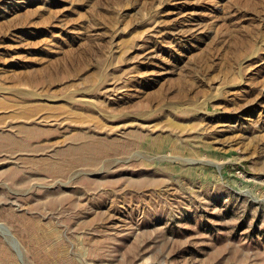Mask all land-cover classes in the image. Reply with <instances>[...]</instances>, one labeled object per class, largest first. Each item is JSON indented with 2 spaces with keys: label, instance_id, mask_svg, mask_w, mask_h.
<instances>
[{
  "label": "rangeland",
  "instance_id": "obj_1",
  "mask_svg": "<svg viewBox=\"0 0 264 264\" xmlns=\"http://www.w3.org/2000/svg\"><path fill=\"white\" fill-rule=\"evenodd\" d=\"M0 88V264H264V0H0Z\"/></svg>",
  "mask_w": 264,
  "mask_h": 264
},
{
  "label": "bare ground",
  "instance_id": "obj_2",
  "mask_svg": "<svg viewBox=\"0 0 264 264\" xmlns=\"http://www.w3.org/2000/svg\"><path fill=\"white\" fill-rule=\"evenodd\" d=\"M57 21V20H56ZM63 26V25H62ZM41 60L47 61L46 59H38L35 60L34 64H36L37 66H25V68L21 69V71L19 70H9L12 71V75L10 76H5L6 80L9 81H13L14 84H30L32 87L34 85H39V84H50V83H54V82H61L59 81V77H60V73L62 70L65 69H69L71 68L72 65L78 63L77 61L80 60V58H77L75 55L71 54V53H67V54H63L61 56H57L54 59H52L51 61H49L47 64H44L45 66H51L52 63L58 64L61 63L62 65V69L61 67L55 68L53 69H46L40 65H43V63H39L41 62ZM28 62H26L25 64H27ZM33 64V65H34ZM7 66V65H4ZM4 66H1L2 69H5ZM35 70V71H34ZM37 72V74L35 73ZM60 72V73H58ZM62 75H66V74H62ZM86 81H92L93 77H89L87 79H85ZM1 89V88H0ZM111 90V89H108ZM107 90V91H108ZM9 90L3 91V94H8ZM17 96L18 99L22 100V99H26L25 95H27V97H30L32 99V104L33 107L32 109L35 108H40L39 106H41V104H45L42 103L44 100L42 99L46 94H41L37 91V89H31L29 91H27V94L24 93L21 89H17L14 90L13 92H11V94H9L6 97H1L0 98V106L5 107L4 105H6V100L7 98H14L13 96ZM29 95V96H28ZM101 95L100 92L96 91L95 86L92 88H87V89H74L71 92V97L65 98L64 100L66 102H70V103H75V102H86L85 105L87 107H91L92 109H88L84 108V112L83 113H77L74 112L71 107H76V106H71V105H65V106H61L65 111H68L70 114H75L77 116V119H79L80 121L84 122V121H92L95 122L96 124H100L103 120L106 119V116L98 111V105L95 103V101L97 100V96ZM31 101V100H30ZM47 102V104L49 103V101H45ZM76 105V104H74ZM47 108V107H44ZM97 114V116H95ZM84 146L83 147H78L77 150H79V156H74L72 155L71 157L67 158L68 161L70 162V166H73V164H86L88 163L89 166H94L95 164L98 163L99 159L102 157H106L109 156L111 154L110 151L104 149L102 146L100 145H95V147H90L87 152L90 155V158H86L85 157V153H84ZM58 170L62 172V166H57Z\"/></svg>",
  "mask_w": 264,
  "mask_h": 264
}]
</instances>
